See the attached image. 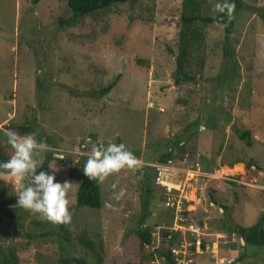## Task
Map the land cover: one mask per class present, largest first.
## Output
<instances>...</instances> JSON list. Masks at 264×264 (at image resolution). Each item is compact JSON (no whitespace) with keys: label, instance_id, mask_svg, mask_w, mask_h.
Segmentation results:
<instances>
[{"label":"rangeland","instance_id":"374dc122","mask_svg":"<svg viewBox=\"0 0 264 264\" xmlns=\"http://www.w3.org/2000/svg\"><path fill=\"white\" fill-rule=\"evenodd\" d=\"M243 1L228 54L223 26L209 25L203 65L191 62L185 70L195 79L175 85L182 0L114 4L64 29L58 19L70 15L67 0H0V128L29 126L18 135L34 134L49 148L37 173L50 152L48 163L59 169L54 182L71 183L69 242L62 249L56 226L15 206L13 186L0 179L1 250L14 249L17 264H60L66 256L94 264L84 239L101 251L102 264H168L157 253L170 238L162 234L178 230L173 254L182 264H264V246L245 245L221 226L264 219V0ZM219 2L206 0L201 14L214 15ZM116 77L108 94L94 97ZM248 129L251 146L236 134ZM184 133L189 140L174 152L181 159L159 163L168 141ZM86 137L104 146L123 143L141 161L100 183V209L76 207L83 166L75 155L56 161L53 155ZM0 144L10 158L14 150L1 134ZM144 166L153 168L150 194L143 191ZM121 190L125 195L117 201ZM167 194L181 201L182 210L166 205ZM211 198L227 210L208 209ZM243 202L256 206L258 215L244 211L246 224L236 206ZM145 211L143 227L152 240L142 249L134 231Z\"/></svg>","mask_w":264,"mask_h":264},{"label":"trees","instance_id":"16d2710c","mask_svg":"<svg viewBox=\"0 0 264 264\" xmlns=\"http://www.w3.org/2000/svg\"><path fill=\"white\" fill-rule=\"evenodd\" d=\"M131 0H67V7L70 12V15L67 18L60 17L58 19V26L61 29L67 27H73L77 25L79 20L86 15H90L94 12L105 10L111 8L114 4H122L129 2ZM206 0H182L181 2V13H180V29L178 33V48L176 55L174 57L175 61V69L173 72V79L175 85H180L184 82H189L195 79L193 74L186 72V67L189 66L191 62H195L196 64L203 65L204 60L200 54L203 50L207 27L211 24L217 23L223 26L224 30V55L228 54V47L230 42V34L232 32L235 18L237 13L244 8L245 4L243 0H230L231 3H234L235 8L231 13V16L226 14L216 12L214 15H202L201 9L202 5ZM168 51L172 53L170 47H167ZM119 77H116L112 82L108 83L106 86L101 87L100 89L94 92V97L101 98L108 94L113 87L116 85ZM66 86H64L65 88ZM67 89V88H66ZM193 126H197V120L193 121ZM250 133L251 131L243 130L236 131V134L239 139L243 140L247 146H251L250 141ZM0 134L4 136L6 139V135L4 134V130L0 128ZM95 139V138H94ZM91 138V146L100 143L99 140H94ZM189 140L188 134H180L177 137H174L168 141L165 146V152L161 154L158 159L159 163L167 164L169 161L173 160L175 156L179 157L177 154H174L175 150L180 148L182 144ZM85 142V139H82L77 144H81ZM102 142V141H101ZM47 143L52 144L49 140ZM76 144V145H77ZM75 145V146H76ZM107 146V145H106ZM74 147V146H73ZM88 157L81 158L78 163H81L84 166ZM9 157L5 154L3 147L0 144V162H4ZM52 160L51 155L47 156L46 163L44 167L40 171L48 172V162ZM251 165L250 162L246 163V167ZM146 170V177L144 180V193L150 194L149 190V172L153 169L149 166H144ZM39 171V172H40ZM38 172V173H39ZM149 201L145 202L144 208H148ZM210 203L214 206H218L220 209L227 210V208L218 203L216 200L211 198ZM76 207L86 206L91 209H100L102 207V195L100 183L89 180L85 174L83 175L76 193ZM172 209V208H170ZM149 215V212H144L141 217V222L139 226L134 231V234L139 240L140 247L142 249L146 248V246L151 245L152 233L149 228L143 227V224ZM225 222H222V229L224 231H231L232 233L238 234L241 238V241L245 245H255V246H264V219L263 216H259L258 220L252 224L251 226H241L239 224H231L229 228H225ZM58 231L61 234V239L59 241L60 247L63 249V246L66 242H69V231L66 227V224H54ZM165 238H168L167 241V249L163 252H157L159 256L164 257L168 264H176L177 260L174 258L173 254V246L175 245V240L180 236V232L171 231V232H163L162 234ZM33 237V236H31ZM81 243L84 245L86 249L93 251L95 256L94 264H102L103 256L100 253V250L95 249L94 244L87 240H81ZM201 246L205 248L204 244L201 243ZM152 257V256H151ZM245 256H238L237 261H242ZM0 264H17V256L15 254L14 249L1 250L0 249ZM60 264H90L89 261L85 257H77V256H66L60 259Z\"/></svg>","mask_w":264,"mask_h":264},{"label":"clouds","instance_id":"9594fccd","mask_svg":"<svg viewBox=\"0 0 264 264\" xmlns=\"http://www.w3.org/2000/svg\"><path fill=\"white\" fill-rule=\"evenodd\" d=\"M235 8L230 0H222L215 5L214 11L231 16ZM7 142L13 148V154L4 162H0V179L11 183L16 205L39 218L52 224H68L71 222L69 200L67 195L71 189L70 182L63 184L55 181V173L59 171L56 163H48L51 174L46 171L37 173L43 164L48 145L38 141L36 136H20L12 130H5ZM50 153V152H49ZM71 155H83L80 148L73 149ZM57 159H63L57 157ZM78 162V161H77ZM141 166V161L127 149L123 143H109L107 146L101 142L93 147L83 166V172L89 180L103 183L107 177L119 173L122 169L135 170ZM125 192L121 190L114 195L119 201ZM105 207L112 208L111 204Z\"/></svg>","mask_w":264,"mask_h":264},{"label":"built area","instance_id":"2783aa9c","mask_svg":"<svg viewBox=\"0 0 264 264\" xmlns=\"http://www.w3.org/2000/svg\"><path fill=\"white\" fill-rule=\"evenodd\" d=\"M91 142H92V140H91V138L90 137H86L85 138V142H83V143H79V144H77L76 146H74L73 148H71V149H66V150H59L60 151V153H55V154H53V155H55V156H57V157H61V158H64L63 156H64V154H70V153H72V151H73V149H75V148H80L81 149V151L83 152V155H81V156H79V157H77V156H75V161L77 162V161H79L81 158H84V157H88V155L90 154V151H91V149L93 148V147H96V146H98V144H95V145H93V146H91L90 144H91ZM52 155V154H51ZM166 205H168L169 207H171V208H174V209H176V210H182V208H181V201L180 200H175L174 198H171L170 197V194H167V202H166ZM180 207V208H179ZM175 250L176 249H173L172 251H173V253L175 252ZM176 252L178 253V251L176 250ZM176 260H177V263L176 264H182V261H178L179 259H177L176 258ZM189 262H184L183 264H188Z\"/></svg>","mask_w":264,"mask_h":264},{"label":"crops","instance_id":"0c3cea01","mask_svg":"<svg viewBox=\"0 0 264 264\" xmlns=\"http://www.w3.org/2000/svg\"><path fill=\"white\" fill-rule=\"evenodd\" d=\"M244 195H246V194H244ZM243 198H245V197L243 196ZM236 206H237V210H238L239 212H242L243 215H245L244 217L247 218L244 224H246V222L250 221V217L246 216L247 214H245L244 211H251L250 214H254V215L258 216V215H257V208H256V206H251L250 203L243 202V204H239V205L236 204ZM215 207H216V206H212L211 208H208V209H210L211 211H214V210H215ZM209 214H210V213H208L207 215H209ZM207 215H206V216H207ZM235 221H237V220L235 219ZM237 222L239 223V225L243 226V225L241 224V222H239V221H237ZM236 224H237V223H236ZM253 224H254V223H253ZM247 226H251V225L246 224L245 227H247ZM196 264H204V261H201V262L199 261V262H197Z\"/></svg>","mask_w":264,"mask_h":264},{"label":"water","instance_id":"95a60500","mask_svg":"<svg viewBox=\"0 0 264 264\" xmlns=\"http://www.w3.org/2000/svg\"><path fill=\"white\" fill-rule=\"evenodd\" d=\"M2 130H12L17 134H21L30 130L29 126L19 124H5L1 128Z\"/></svg>","mask_w":264,"mask_h":264}]
</instances>
